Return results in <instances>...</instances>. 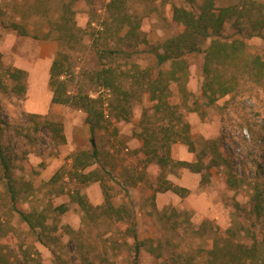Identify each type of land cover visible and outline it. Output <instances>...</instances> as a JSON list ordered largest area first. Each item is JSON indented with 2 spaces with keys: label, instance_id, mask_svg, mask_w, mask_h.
I'll return each instance as SVG.
<instances>
[{
  "label": "rangeland",
  "instance_id": "obj_1",
  "mask_svg": "<svg viewBox=\"0 0 264 264\" xmlns=\"http://www.w3.org/2000/svg\"><path fill=\"white\" fill-rule=\"evenodd\" d=\"M0 1L1 8L12 19L28 24L41 35L40 38L22 35L6 27L3 22L8 20L0 14V75L7 86L0 90V143L10 159L18 186L35 179L39 184H34L33 191L22 187L17 206L26 212L44 210L50 221L48 227L59 237L50 241V248L39 242L9 208L0 186V218L4 224L14 226L9 237L11 246L17 247L20 242L34 244L41 253L40 264H59L58 256L65 264H81V253L100 264H156L159 254L163 261H170L174 250L197 254L199 248L210 249L212 235L225 231L235 220L264 240V217L257 219L248 211L252 191L249 181L259 174L264 180V79L250 78L238 63L232 67L236 77L234 91L208 104L201 90L204 52L187 55L190 70L187 86L194 93L199 110L187 112L186 118L191 123L196 146L199 149L205 140L214 141L238 176L247 179L244 186L232 189L227 184L229 167L218 166L211 169V182L201 183L200 173L179 167L163 171L158 164L146 159L141 150L142 141L133 130L145 110L153 111L154 102L148 93L139 92V96L130 101L128 120L116 116L120 112L118 102L96 76V72L110 61L98 59L93 40L102 47L133 49L118 41L123 31L118 32L109 22L105 29L108 0H81L80 3L75 0ZM257 1L264 3V0ZM68 2L77 3L75 19L88 34L82 44L68 51L71 70L66 80L71 91L81 88L93 98H102L106 120L94 130L86 122L83 110L51 102L50 66L60 45L57 39L43 37L42 33L48 31L50 22L59 19L63 5ZM199 2L127 0V10L139 18L140 31L148 42L135 48L138 52L130 59L119 57L111 61L126 89L132 80L121 72L129 71L131 63L156 71L151 50L178 32L173 20L174 6L197 10ZM230 3L231 0H227L219 4ZM224 34L228 41L237 37L231 23L226 25ZM246 42L245 56L263 53L262 37L254 36ZM209 44L210 39L203 47ZM16 68L26 71L27 89L23 93L13 89L16 80L10 73ZM163 69H168L167 65ZM46 119L63 125L64 141L54 138L45 128ZM95 148L97 161L83 172L97 167L106 169L104 181L114 203L126 204L134 211L139 238L146 241L138 260L133 238L124 235L111 221L89 220L70 196V192L78 188L93 204L101 203L99 182L79 184L73 178L74 157ZM172 157L175 160L196 159L195 153L182 143L173 145ZM42 164L44 171L35 176L33 167ZM161 176L188 188V193L181 196L170 190H158ZM62 204L67 210L61 213L57 207Z\"/></svg>",
  "mask_w": 264,
  "mask_h": 264
},
{
  "label": "trees",
  "instance_id": "obj_2",
  "mask_svg": "<svg viewBox=\"0 0 264 264\" xmlns=\"http://www.w3.org/2000/svg\"><path fill=\"white\" fill-rule=\"evenodd\" d=\"M75 1L81 2V0ZM222 1L227 0H200L197 10L174 6L173 20L178 26V32L151 50L156 62V71L131 63L129 71L121 72L132 80L128 89L124 87L122 79L119 78L120 73H117L111 61L119 57L130 59L133 53L138 52L135 48L148 41L140 31L139 18L127 10V0H108L103 24L105 29L109 22L118 28V32L123 31L122 35L119 34L118 41L133 50L122 47H102L95 40L93 45L98 59L110 61L96 72V76L101 84L111 91L113 99L117 100L120 112L116 116L119 119H129L130 101L139 96V92L148 93L150 100L154 102L152 113L145 110L140 122L133 130L135 136L142 141L141 150L146 159L158 164L163 171L166 168L172 170L179 167L201 173V183L205 184L211 182L213 167H229L227 184L230 188L238 190L246 184L247 179L238 176L230 161L214 141L205 140L198 149L192 136L191 123L186 118L187 112L199 110L195 95L187 86L190 77L187 55L204 52L201 90L208 104H213L220 97L234 91L236 77L232 67L238 63L242 64L240 67L250 78L256 81L264 79V50L262 54L247 56L244 54L248 47L246 39L254 36L264 39V3L257 0H231L230 4H219ZM1 3L2 1H0V14L8 20L3 22L6 27L22 35L40 38L41 35L30 29L28 24L12 19L1 8ZM76 4L71 2L64 4L59 19L50 22L48 31L42 33L43 37L57 39L60 45L50 66L51 102L83 110L86 113V122L94 130L103 126L106 120L102 98H93L81 88L71 91L66 80L71 70L68 51L74 50L77 44H82L88 34V30L79 26L75 19L76 9L74 8L78 9ZM89 22L91 24L93 21ZM228 23H231L237 35L231 41H228L224 34ZM209 39L210 44L204 48L203 45ZM165 65L168 69H163ZM25 75L26 71L20 68L11 71L10 77L16 80L14 90L23 93L27 89L24 82ZM2 89H7V86L0 75V90ZM44 124L54 138L65 140L64 127L60 122L46 119ZM176 143L185 144L190 152L195 153L196 159L175 160L172 157V147ZM97 158V148L92 152L83 151L76 155L72 164L73 178L79 184L99 181L103 189V203L92 204L87 195L78 188L72 190L70 196L83 210L86 218L93 221H111L124 235L133 238L135 259L138 260L146 241H141L139 238L134 211L130 210L126 204L114 203L112 194L104 181L106 169L97 167L83 172L84 169L92 166ZM43 169L42 164L33 167L32 170L36 176ZM159 182L158 190L160 191L170 190L181 196L189 191L188 188L176 185L162 176ZM34 184L39 185L36 179L33 182L23 183L21 187L18 186L13 177L10 159L0 143V186L3 187V196L8 201L9 208L17 213L19 222L35 234L39 242L50 248V241L58 240L59 237L48 227L50 221L47 213L44 210L26 212L17 206L22 187L33 191V188H36ZM249 184L252 191L248 211L250 215L260 219L264 217V180L261 179V174L250 180ZM57 209L62 213L67 210V207L62 204ZM13 228V225L4 224L0 218V264H40L41 253L34 244L20 242L17 247L10 245L9 237ZM53 228L57 229L55 224ZM211 239L210 249L199 248L197 254L174 250L170 261H163L159 254L156 264H264V240L236 220L225 231L215 232ZM52 251L55 254L53 249ZM80 256L81 264H100L86 253H81ZM57 262L65 264L60 256L57 257Z\"/></svg>",
  "mask_w": 264,
  "mask_h": 264
},
{
  "label": "crops",
  "instance_id": "obj_3",
  "mask_svg": "<svg viewBox=\"0 0 264 264\" xmlns=\"http://www.w3.org/2000/svg\"><path fill=\"white\" fill-rule=\"evenodd\" d=\"M49 78H50V74H49ZM49 84H50V83H49ZM51 98H52V97H51ZM182 160H187V159H182ZM188 161H193V160H188ZM42 171H44V169H43ZM42 171H41V172H42ZM41 172H40V173H41ZM40 173H39V174H40ZM200 174H201V173H200ZM201 177H202V175H201ZM97 182H99V181H97ZM99 184H100V186H101V188H102V185H101L100 182H99ZM179 186H180V185H179ZM182 187H183V186H182ZM168 191H169V190H168ZM87 197H88V196H87ZM103 200H104V196H103V189H102V201H101V203H103ZM89 201H90V200H89ZM90 202H91V201H90ZM91 203H92V202H91ZM101 203H100V204H101ZM92 204H93V203H92ZM94 205H95V204H94ZM96 205H98V204H96Z\"/></svg>",
  "mask_w": 264,
  "mask_h": 264
}]
</instances>
